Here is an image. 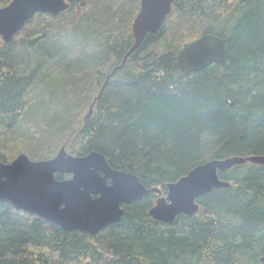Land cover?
I'll return each instance as SVG.
<instances>
[{
	"label": "trees",
	"instance_id": "trees-1",
	"mask_svg": "<svg viewBox=\"0 0 264 264\" xmlns=\"http://www.w3.org/2000/svg\"><path fill=\"white\" fill-rule=\"evenodd\" d=\"M67 1L0 38V161L48 159L66 142L165 193L208 159L264 154V0H173L100 97L133 43L140 0ZM203 33L224 39L225 60L183 73L177 53ZM48 67L57 77L32 91ZM218 174L230 185L198 197L192 215L153 219L150 191L94 235L0 204V264H264V164Z\"/></svg>",
	"mask_w": 264,
	"mask_h": 264
},
{
	"label": "water",
	"instance_id": "water-1",
	"mask_svg": "<svg viewBox=\"0 0 264 264\" xmlns=\"http://www.w3.org/2000/svg\"><path fill=\"white\" fill-rule=\"evenodd\" d=\"M172 4L173 0H140L131 23L133 43L122 62L106 74L96 97H100L109 78L123 66L127 55L140 46L146 35L158 32ZM68 7L67 0H10L0 7V38L10 41L38 12L56 15ZM225 57L224 39L203 33L178 51L177 63L183 73H189L212 63H222ZM91 110L92 104L85 117ZM247 161L264 164V154L208 159L167 182L163 193L157 186L146 187L134 173L111 167L102 153L90 151L74 155L68 153L63 142L48 159L33 160L21 152L9 162L0 161V204L10 203L65 230L94 235L106 225L120 221L122 204L138 200L151 191L158 196L148 209L149 215L158 221L172 222L178 214L196 213L198 197L213 188L230 185L219 177L220 170ZM57 173L71 174V177L58 179Z\"/></svg>",
	"mask_w": 264,
	"mask_h": 264
},
{
	"label": "rangeland",
	"instance_id": "rangeland-1",
	"mask_svg": "<svg viewBox=\"0 0 264 264\" xmlns=\"http://www.w3.org/2000/svg\"><path fill=\"white\" fill-rule=\"evenodd\" d=\"M136 15V14H135ZM135 15H133L132 16V19H131V23H132V20H133V18H134V16ZM58 39V38H57ZM62 42V41H61ZM44 73L42 74V76L40 77V79H38L32 86H33V88H32V91H35V90H37V89H43V85H44V82L46 81V78L49 76V77H51L52 75L53 76H55V77H57V74H54V71H53V69L51 68V67H48V68H46V69H44ZM53 83V82H52ZM46 86V85H45ZM45 88V87H44ZM69 153V152H68ZM154 194H157V193H155L154 192ZM158 195V194H157Z\"/></svg>",
	"mask_w": 264,
	"mask_h": 264
},
{
	"label": "flooded vegetation",
	"instance_id": "flooded-vegetation-1",
	"mask_svg": "<svg viewBox=\"0 0 264 264\" xmlns=\"http://www.w3.org/2000/svg\"><path fill=\"white\" fill-rule=\"evenodd\" d=\"M140 2V1H139ZM71 177V174H66V176L65 177H63V178H61V179H68V178H70ZM107 183L109 184L110 183V179L108 178L107 179ZM123 205L124 204H122L121 206L123 207ZM124 209V208H123ZM40 217V216H39Z\"/></svg>",
	"mask_w": 264,
	"mask_h": 264
},
{
	"label": "bare ground",
	"instance_id": "bare-ground-1",
	"mask_svg": "<svg viewBox=\"0 0 264 264\" xmlns=\"http://www.w3.org/2000/svg\"><path fill=\"white\" fill-rule=\"evenodd\" d=\"M124 58V57H123ZM123 60V59H122ZM121 68V67H120ZM230 183V182H229Z\"/></svg>",
	"mask_w": 264,
	"mask_h": 264
}]
</instances>
